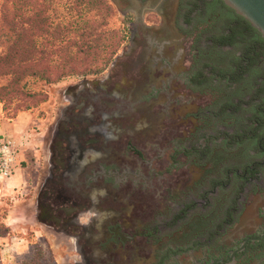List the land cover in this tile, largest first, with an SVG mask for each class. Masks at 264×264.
<instances>
[{"label": "rangeland", "instance_id": "rangeland-1", "mask_svg": "<svg viewBox=\"0 0 264 264\" xmlns=\"http://www.w3.org/2000/svg\"><path fill=\"white\" fill-rule=\"evenodd\" d=\"M193 1L106 0L113 15L106 30L124 28L126 35L101 73L67 77L48 87L46 95L39 98L11 100L7 105L0 101V124L21 116L18 124L23 126V130L5 135L15 140L17 151L10 177L0 182V264H24L33 257L41 264H63L60 236L33 216L34 196L49 167L52 129L73 87L104 77L109 78L108 90L116 88L112 95L121 104L117 126L127 133L121 137L132 135L134 145L154 159L152 169L163 171L142 194L148 201L149 227L159 226L163 235L149 242L148 257L140 264H151L168 239L178 240L184 234L213 230L223 234L213 240L220 244L222 239H233L253 229L258 210L264 211V192H239L236 179L225 183L227 187L222 184L226 181L225 166L244 165L254 158L255 151L249 146L226 150L223 140L211 142L207 156L190 155L188 150L203 147L207 135L236 132L239 125L251 120L254 106L264 96V88L258 87L257 81L263 68L243 67L244 76L233 82L231 76L238 74L236 63L244 54L245 44L236 43L228 49L213 46L209 39L221 33L226 12L213 2L207 6L201 3L200 9L188 12ZM192 59L196 73L202 70L207 78L197 86V93L190 91L188 81L170 79L172 75L182 78L193 73ZM27 88L33 91L35 85L28 84ZM152 90L157 92L151 95ZM227 103L239 107L219 113ZM172 147L185 152L181 151L171 165ZM191 203L193 209L174 222L182 206ZM234 203L237 211L230 225H214L222 217V208Z\"/></svg>", "mask_w": 264, "mask_h": 264}, {"label": "flooded vegetation", "instance_id": "flooded-vegetation-1", "mask_svg": "<svg viewBox=\"0 0 264 264\" xmlns=\"http://www.w3.org/2000/svg\"><path fill=\"white\" fill-rule=\"evenodd\" d=\"M202 2L212 5V0ZM237 65H242L241 70L246 65L254 70L263 68L257 81L258 87L264 88V41L260 44L252 41L247 55H241ZM192 68L194 72L188 77L172 75L170 79L188 81L190 91L197 93V85L192 79L196 74L194 59L190 70ZM107 84L109 78L104 77L94 82L84 80L73 87L74 91L68 96L67 104L52 129L48 143L49 167L34 196L33 216L54 235L60 236L63 264H140L148 257L149 242L163 235L159 226L149 227L148 201L142 195L151 187L152 179H158L163 171L152 169L151 160L154 159H149L134 145L132 135L121 137L126 133L117 126V120L122 117L121 104L112 95L116 88L108 90ZM151 92L152 95L157 90ZM222 140L226 150H242L249 146L255 151L249 153L254 158L244 165L225 166L226 181L222 187H227L225 183L230 179H236L239 192H264L262 100L254 106L251 120L239 125L236 132L220 131L217 136L207 135L203 147L199 150L191 147L188 153L207 156L210 143ZM181 151L185 152L172 147L171 165ZM202 151L205 153L201 154ZM213 191L214 187L208 193ZM201 203L204 205L205 201ZM236 206V203L224 206L220 222L214 225L228 227L237 211ZM192 209V203L182 206L174 222L178 223ZM81 217L87 218L89 223H80ZM255 219L257 222L250 232L233 239H222L220 244H214L213 240L223 234L212 233L213 230L205 233L197 230L181 235L178 240L168 239L151 264H264L262 209L258 210ZM195 252L199 254L195 256Z\"/></svg>", "mask_w": 264, "mask_h": 264}, {"label": "trees", "instance_id": "trees-1", "mask_svg": "<svg viewBox=\"0 0 264 264\" xmlns=\"http://www.w3.org/2000/svg\"><path fill=\"white\" fill-rule=\"evenodd\" d=\"M202 1L194 0L188 12L200 9ZM212 2L219 5L227 16L226 23L220 29L221 33L209 39L213 46L242 43L245 44L242 55L246 56L252 41L263 43L257 32L220 0ZM112 17L106 0H2L0 101L7 105L11 100L20 102L29 97L39 98L46 95L48 87L67 77L101 73L111 62L126 35L124 28L114 32L112 29L106 30ZM185 21L189 22L188 18ZM119 25L122 27V22ZM112 34L115 35L114 40ZM241 66H236L238 74L231 76L233 82L241 78ZM245 67L251 68L249 65ZM203 73L201 70L192 78L197 86L207 81ZM30 79L32 82L28 81ZM28 84H34L35 90L29 92ZM238 107L227 103L219 113ZM24 264L41 263L33 257Z\"/></svg>", "mask_w": 264, "mask_h": 264}, {"label": "water", "instance_id": "water-1", "mask_svg": "<svg viewBox=\"0 0 264 264\" xmlns=\"http://www.w3.org/2000/svg\"><path fill=\"white\" fill-rule=\"evenodd\" d=\"M236 16L241 17L264 41V0H220ZM244 243L240 246L242 249Z\"/></svg>", "mask_w": 264, "mask_h": 264}, {"label": "built area", "instance_id": "built-area-1", "mask_svg": "<svg viewBox=\"0 0 264 264\" xmlns=\"http://www.w3.org/2000/svg\"><path fill=\"white\" fill-rule=\"evenodd\" d=\"M17 145L11 137L0 136V182L11 175Z\"/></svg>", "mask_w": 264, "mask_h": 264}, {"label": "crops", "instance_id": "crops-1", "mask_svg": "<svg viewBox=\"0 0 264 264\" xmlns=\"http://www.w3.org/2000/svg\"><path fill=\"white\" fill-rule=\"evenodd\" d=\"M21 118V116H18L15 120L12 121V123H2L0 124V136H5L10 132H19L23 130V126L21 127L20 124H18V120Z\"/></svg>", "mask_w": 264, "mask_h": 264}, {"label": "clouds", "instance_id": "clouds-1", "mask_svg": "<svg viewBox=\"0 0 264 264\" xmlns=\"http://www.w3.org/2000/svg\"><path fill=\"white\" fill-rule=\"evenodd\" d=\"M88 215L90 216V215H92V213H89ZM80 223L87 225L89 223V220L85 217H81Z\"/></svg>", "mask_w": 264, "mask_h": 264}]
</instances>
